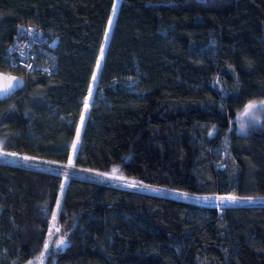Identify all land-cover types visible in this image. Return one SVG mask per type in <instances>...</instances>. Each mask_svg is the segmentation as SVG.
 Wrapping results in <instances>:
<instances>
[{
	"label": "trees",
	"instance_id": "obj_1",
	"mask_svg": "<svg viewBox=\"0 0 264 264\" xmlns=\"http://www.w3.org/2000/svg\"><path fill=\"white\" fill-rule=\"evenodd\" d=\"M26 26L52 71L9 66ZM0 72L26 82L0 100V264H264V118L236 132L264 99V0H0Z\"/></svg>",
	"mask_w": 264,
	"mask_h": 264
},
{
	"label": "rangeland",
	"instance_id": "obj_2",
	"mask_svg": "<svg viewBox=\"0 0 264 264\" xmlns=\"http://www.w3.org/2000/svg\"><path fill=\"white\" fill-rule=\"evenodd\" d=\"M115 14H116V8L113 10L111 17H110V20L112 21V23H113ZM112 23H111V25H108L107 36L105 37L103 51L105 49L106 42L108 40V36H109L110 30L112 27ZM102 58H103V54L100 55V58L98 60L100 66L99 67L96 66V69H95V73H94L95 79L93 77V82H92V85L90 87L91 96H89V92H88L87 98L85 99L83 114H82L81 121H80L79 128H78L79 133L81 132L83 124L85 123V120L87 118V111H88L89 105L91 103L92 96L95 92V83H96V81L99 77V73L101 71ZM86 102H87V107H86ZM249 104H253L255 106L252 108H248ZM263 118H264V99H257L256 98V99L250 100L245 105V107L240 112H238L236 120L239 119L240 123L236 125V132L241 133V134L247 133L251 126L256 125ZM2 142H3V140L0 139V152H1V143ZM74 152L75 151L72 152L70 160L66 164L65 168H67L68 170L66 169V172L63 171L64 176L70 174L69 170H70V167L73 165V162H74V158H73ZM18 156L17 155L12 156L9 159L16 160L18 158ZM71 174L74 176L80 177V178H84V179H95V180H99V181H105V178L101 175V173L94 172V171L89 170V169H87L86 171H79V172L78 171H72ZM115 175L117 176L118 174H115ZM118 176H121V175H118ZM115 184L117 186H121V187H125V188H134V189L154 193V194L161 195V196L179 197V198H184V199H190V200L198 202L199 204H202V205L215 206L219 210L222 206V202H226V200H228V199H225L222 201L221 198H227V197H222L220 195L203 196V195L185 193V192H181L178 190L176 191V190H173V189H170L167 187L149 186L143 182L137 181L136 179L127 178V177L126 178L123 177L122 180L115 182ZM130 185H135V186H130ZM254 200H256L259 203H264V197L254 198ZM58 201L60 202V200H58ZM57 211H58V208L56 207L55 212H57ZM51 226H53L52 223H51Z\"/></svg>",
	"mask_w": 264,
	"mask_h": 264
},
{
	"label": "built area",
	"instance_id": "obj_3",
	"mask_svg": "<svg viewBox=\"0 0 264 264\" xmlns=\"http://www.w3.org/2000/svg\"><path fill=\"white\" fill-rule=\"evenodd\" d=\"M47 42V37L33 26H26L14 40V48L8 54L11 68L24 69L26 74L38 68L41 72L52 71L49 67L38 65V47ZM53 40L50 44H54ZM49 56V55H48Z\"/></svg>",
	"mask_w": 264,
	"mask_h": 264
},
{
	"label": "water",
	"instance_id": "obj_4",
	"mask_svg": "<svg viewBox=\"0 0 264 264\" xmlns=\"http://www.w3.org/2000/svg\"><path fill=\"white\" fill-rule=\"evenodd\" d=\"M108 41V40H107ZM108 42H106L107 45ZM11 84V87L7 91H4L6 85ZM26 85L25 80L22 77L0 72V100L5 98L9 94H13L22 90ZM113 179H121L116 175H109Z\"/></svg>",
	"mask_w": 264,
	"mask_h": 264
},
{
	"label": "snow or ice",
	"instance_id": "obj_5",
	"mask_svg": "<svg viewBox=\"0 0 264 264\" xmlns=\"http://www.w3.org/2000/svg\"><path fill=\"white\" fill-rule=\"evenodd\" d=\"M114 8H115V6H114ZM111 23H112V21L111 20H109V25H111ZM106 36H107V33H106ZM102 54H103V52H102ZM100 65H99V61H98V63H97V67H99ZM94 79H95V77H94ZM11 87V84H9V85H6L5 86V88H4V91H7L8 90V88H10ZM89 96H91V90L89 91ZM255 105H253V104H249L248 105V108H252V107H254ZM86 107H87V102H86ZM79 140V130H77V141ZM72 147H73V149L75 150L76 148H77V142H73V144H72ZM27 159V158H26ZM113 171V173H116L118 170L117 169H113L112 170ZM105 175H107V174H105ZM121 179H122V177H120ZM130 186H135V185H130ZM222 199V201L223 200H225V199H228V200H231V201H235L237 198L236 197H227V198H221ZM59 201H57V208H59ZM53 218L55 219V213L53 214ZM58 231V230H57ZM60 244H63L64 243V241L63 240H61L60 242H59ZM45 247L47 248L48 247V245L46 244L45 245Z\"/></svg>",
	"mask_w": 264,
	"mask_h": 264
}]
</instances>
